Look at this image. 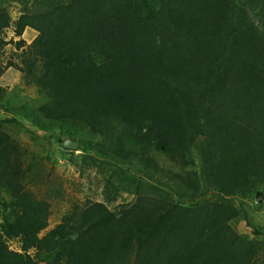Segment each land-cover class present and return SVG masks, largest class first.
<instances>
[{
  "label": "trees",
  "instance_id": "16d2710c",
  "mask_svg": "<svg viewBox=\"0 0 264 264\" xmlns=\"http://www.w3.org/2000/svg\"><path fill=\"white\" fill-rule=\"evenodd\" d=\"M5 1L0 53L13 29L23 65L10 66L39 95L13 104L0 87L9 122L124 167L152 162L143 136L184 172L173 185L148 166L152 184L135 176L133 204L88 202L49 229V204L22 184L21 152L0 131V264H264L263 245L231 226L243 213L235 199L264 197V0H21L16 19ZM158 187L225 201L172 206L151 198Z\"/></svg>",
  "mask_w": 264,
  "mask_h": 264
},
{
  "label": "rangeland",
  "instance_id": "374dc122",
  "mask_svg": "<svg viewBox=\"0 0 264 264\" xmlns=\"http://www.w3.org/2000/svg\"><path fill=\"white\" fill-rule=\"evenodd\" d=\"M3 6L13 19L19 17L24 7L21 0H6ZM14 35L13 29H8L4 34L6 41L10 43L0 53V66L9 67L0 76V87L10 96L13 104L37 101L39 99L37 90L27 88L22 73L10 66V63L23 65L20 57L23 50H18L13 43L19 41ZM36 36V31L27 29L23 39L27 44H31ZM7 104L9 103L4 105ZM12 118L13 114L0 106V131L7 133L12 141L17 143L21 152L22 184L32 191L38 200L49 204L51 212L49 229L58 225L75 206H84L88 202L104 203L113 211L118 208L122 210L121 206L133 204L139 198L135 191V185L138 183L134 179L135 176L152 184L150 175L154 170L148 166L156 164V172L164 178L162 181L173 185L177 184L179 175L184 172L181 164L149 147L143 136H140L143 151L148 150L147 155L152 158L150 159L152 162L146 164L137 156L133 165L128 163L124 167L114 160L100 157L80 147L78 141L69 138L72 142L79 143L77 149L65 147L68 139L58 136L59 133L39 131L22 120H18L17 123L9 122ZM144 155L146 156L145 153ZM127 167H130L131 171H125ZM166 171H169L168 175L172 174L171 180L164 174ZM141 184L143 187L148 186L147 183ZM160 189L161 187H158L157 191L152 190L151 198L164 199L172 206L196 208L200 201H225L224 197L209 195L210 193L206 194L207 197L203 200L196 197L189 201L187 196L171 195L173 193L171 191V194H168V188H162L161 191ZM261 192L255 191L248 199L234 200V204L241 208L243 213L237 221L231 223V226L237 234L262 244L264 248V238L254 236L251 231V227L264 231V197ZM3 215L0 211V225L3 223ZM8 245L12 250H20L18 240L8 241Z\"/></svg>",
  "mask_w": 264,
  "mask_h": 264
},
{
  "label": "water",
  "instance_id": "95a60500",
  "mask_svg": "<svg viewBox=\"0 0 264 264\" xmlns=\"http://www.w3.org/2000/svg\"><path fill=\"white\" fill-rule=\"evenodd\" d=\"M78 146H79V143L78 142H72L69 139H68V141L65 142V147H68V148H71V149H77Z\"/></svg>",
  "mask_w": 264,
  "mask_h": 264
}]
</instances>
